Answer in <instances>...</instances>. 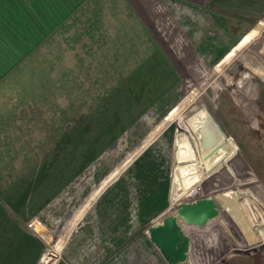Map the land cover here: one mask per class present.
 I'll list each match as a JSON object with an SVG mask.
<instances>
[{
    "label": "rangeland",
    "instance_id": "obj_1",
    "mask_svg": "<svg viewBox=\"0 0 264 264\" xmlns=\"http://www.w3.org/2000/svg\"><path fill=\"white\" fill-rule=\"evenodd\" d=\"M84 20L87 22L82 29L78 24L70 25L73 21L60 27L0 82V264H61L64 237L74 229L96 192L108 185L128 160L129 164L108 187L116 184L128 187V195L136 202L143 197L138 188H145L147 193L151 191V215L144 226L148 236L151 225L169 213H176L180 205L194 199L213 198L217 208L215 216L202 227L179 218L184 230L190 235L204 232L216 252L214 264H264L259 255L264 253V77L260 75L264 72V62L243 65L240 60L249 61L250 53L255 52L252 49L231 62L251 34L231 49L227 60L214 66L198 63L185 67L176 66L167 58L153 33L149 41L142 34H135L137 37L130 43L118 36L113 43L115 48L95 49L94 42L87 40V31L93 29V18ZM107 22L108 19L102 20L100 25L106 26ZM122 28L127 29L124 25ZM167 45L174 50L180 46L174 37ZM182 50L188 58L190 52ZM168 52L175 59L176 50L168 49ZM122 65L130 72L122 71ZM254 67L260 71L257 80H252L249 87L240 86L236 73L253 72ZM118 75L131 80L124 96L110 98L114 100L113 109L123 111L124 116L115 114L118 116L105 121L106 139L102 144L105 148L96 157L86 158L95 151V141L86 146L90 151L85 152L84 127L69 133V142L61 141L59 148L65 153L52 154L47 144L49 136L53 139L51 120L55 112L49 111V107L42 116L44 119L46 116L45 120L34 123L32 129L30 126L23 129L25 122L19 116L21 104L15 106L18 102L31 99L47 106L53 96L58 103L55 110L59 111L66 101L61 96L73 93L64 81L71 85L74 76L83 79L94 76L101 85L98 90L107 95L113 92V80L120 79ZM150 78L154 79L155 90L146 87ZM134 80H139L137 87L132 83ZM166 82H169L168 88L163 85L165 91L153 101L159 85ZM82 89L88 90L85 83ZM225 93L231 101L224 98ZM199 95L203 100L217 95L213 102L215 108H210L214 116L206 107L189 110ZM121 107L124 109L119 110ZM12 123L23 126L18 128L19 132L14 130L15 137L8 133ZM177 144L183 150L187 146L193 149L188 155L183 153L182 163L188 164H182V169L188 167L193 175L197 174L196 179L184 180L188 185L186 190L172 189ZM41 146L45 147L43 154ZM78 166L82 173L71 183L80 199L85 195L84 201L76 205L82 202L66 226L67 218L63 220L62 227H65L52 242V233L58 236L62 228L59 232L50 230L43 213L48 201L43 202L54 197L52 184L62 180L56 174ZM68 185L57 194L64 195ZM132 206L136 205L132 203ZM34 211L30 219L40 218L47 226L41 234L27 225L28 216ZM19 218H23L25 228L38 238L25 235ZM148 255L151 258L148 264H165L157 261V256L153 259L152 253Z\"/></svg>",
    "mask_w": 264,
    "mask_h": 264
},
{
    "label": "crops",
    "instance_id": "obj_2",
    "mask_svg": "<svg viewBox=\"0 0 264 264\" xmlns=\"http://www.w3.org/2000/svg\"><path fill=\"white\" fill-rule=\"evenodd\" d=\"M82 10L83 13L77 14ZM86 17L93 18V29L91 33L87 31V40L94 42L95 49L115 48L113 43L118 36L130 43L137 37L135 34L146 35L151 40L153 33L161 48L176 50L175 59L170 57L176 66L198 63L213 66L222 57L219 62L227 60L231 49L251 34L231 62L251 49L255 51L250 53L251 61L241 59L243 65L264 62L261 59V55L264 57V0H0V82L60 27L73 21L70 25L78 24L82 29ZM107 19L108 25L102 27L101 21ZM157 23L159 26L155 27ZM173 37L180 44L175 50L167 47ZM182 49L190 52L188 58ZM257 69L236 73L235 79L239 82L236 84L252 85L260 73ZM260 75L264 77V72ZM192 150L189 146L183 150L177 144L173 190H186L188 185L184 180L197 178L188 167L182 169V164H188L182 163L184 151L188 155ZM128 164L129 160L124 162L111 182ZM108 185L96 192L74 229L64 237L61 264H134L137 261L146 264L151 259L150 253L153 259L157 256V261L166 264L144 231L151 215V191L147 193L145 188H138L143 197L136 202L128 195V187L116 184L109 188ZM74 186L69 184L64 195H55L45 205L43 213L50 230L59 232L84 201L85 195L80 199ZM140 237L143 239L139 240Z\"/></svg>",
    "mask_w": 264,
    "mask_h": 264
},
{
    "label": "trees",
    "instance_id": "obj_3",
    "mask_svg": "<svg viewBox=\"0 0 264 264\" xmlns=\"http://www.w3.org/2000/svg\"><path fill=\"white\" fill-rule=\"evenodd\" d=\"M159 48L161 49V51L165 52L167 58L170 59V57H172L170 55V53L168 52V50L166 51V49H164V48H161V47H159ZM18 66H20V65H18ZM124 66L125 65H122L123 68H124ZM121 70L124 72L125 71L130 72V70H127L125 68L121 69ZM134 75H136V72L134 73ZM118 78H120V79H117L115 81L113 80V84L115 85L113 92L111 91L107 95L98 90V88L101 85L98 84L99 81L97 82V80H99V79L94 77V76H92V77L88 76L87 78H84V79L74 76V80H72L73 84H71V85H69L67 81H64V82H66L65 86L71 88L73 93L72 94L66 93V94H63L61 96V98L63 100H66V101L64 102L65 106L62 108V110H59V111H57V109L55 110V107L58 106V103L56 101H54L53 96L50 97V100L53 99L52 100L53 102L51 101L50 105L48 104L47 106L43 105L40 102H37L35 100H31V99L27 100V102H25L24 100H22L20 102L17 101L18 103L15 106H17L18 104H21L20 105L21 110H20L19 116H20L21 121L25 122V125L23 127V126L14 125L12 123L13 126L8 130L9 135L12 137H15V135H13L14 130L17 129L19 132L18 128L23 127V129H24V128H28L29 126H30L29 128L32 129L34 127V123H37L40 120H42V121L45 120L46 116H45V119L42 116L45 114L44 113L45 109L46 108L48 109V107H49V108H51L50 110L48 109L49 111H53V113L55 112L54 115L52 114L53 119L51 120L53 122V129H54L53 134H52L53 139L51 138V136H49L50 143L47 144L50 146V150H51L52 154L53 153H61V154L65 153L64 150L59 148L62 144L61 141L69 142V138H70L69 133L72 134L75 131V128L81 129L84 127L86 129L85 135H84V137H85V144H84L85 145V152L90 151L89 147H86V146H88L91 141H95V151L92 154L88 153L86 158L91 159L93 157H96L105 148V145H102L106 139V135L104 134L105 133V124H104L105 121L107 119H112L114 117H117L118 115L124 116V113H122L123 111H117V110L113 109L112 105L114 103V100L111 101L112 99H110V98L114 97V99H117L120 94H122L124 96V94L126 93V92H124V90L128 85H130L131 80L125 79L124 75H120V77L118 75ZM150 79H149V83H148V85H146V87L151 88L152 90H155L156 88H154V79H152V78H150ZM218 79L222 80V77L219 76ZM138 81L139 80H134L132 82L134 87L138 86ZM84 83H85L86 89H88L87 91H83V89H82ZM163 85H166L165 89H167L169 82L162 83L161 85H159L162 88H160V87L157 88V90H156L157 95L154 96L153 101H155V99L158 100L161 97L162 91L163 92L165 91V89H163ZM79 91H81V92H79ZM112 93H113V95H112ZM204 93H205V91H204ZM225 97L228 99V101H231V97L227 93H225L224 98ZM215 98H218L217 95ZM215 98L213 97V99H211L209 97L208 99H205L207 104L209 105V107L211 109L215 108V105H214V103L216 101ZM221 100L223 102V99H221ZM23 102H25V103H23ZM83 105H87V107H85ZM44 106H45V108H40V107H44ZM123 109L124 108L121 107L119 110H123ZM17 111H18V107H17ZM115 114H118V115L116 116ZM49 121H50V116H49ZM59 122L61 125L57 124ZM55 124H57V125L55 126ZM19 138H21V137H19ZM67 146H70V144L68 143ZM41 149H43L42 153H41V154H43L45 152V147L41 146ZM41 149H39V152H41ZM37 168L39 169V167H37ZM77 168H75L74 170H63V171H60L59 173L56 174L57 178L59 179V177H60V178H62V180L59 182H54L52 184L54 187V189L51 191L53 196H55L60 191V189L66 187L68 184H70L71 181L78 174L82 173L81 172L82 170H80L81 168H79V166ZM75 170H77V171H75ZM47 201H49V199L45 200L43 203H47ZM38 211H39V209H38ZM34 214H35V211L33 213H31L28 216V218L30 219V217H32ZM19 219H20L19 224H20V226L23 227V232L25 233V235L27 237L33 238V239L35 237L38 238V236L35 235L36 233L34 234L32 231L25 228L26 226L23 223V218H19ZM56 237H57V234L52 233V242L55 240ZM259 255H260V258H261L262 263H263L264 262V253L261 252V253H259Z\"/></svg>",
    "mask_w": 264,
    "mask_h": 264
},
{
    "label": "water",
    "instance_id": "obj_4",
    "mask_svg": "<svg viewBox=\"0 0 264 264\" xmlns=\"http://www.w3.org/2000/svg\"><path fill=\"white\" fill-rule=\"evenodd\" d=\"M202 107H206L214 116L213 111L200 95L192 102L189 110ZM216 210L213 198L190 200L180 205L176 213L165 215L162 221L148 228L151 241L156 245L167 264H214L216 252L208 243L204 232L200 230L195 235H190L184 230L178 219L184 218L186 221L202 227L209 218L215 216ZM64 227L55 240L59 238Z\"/></svg>",
    "mask_w": 264,
    "mask_h": 264
},
{
    "label": "built area",
    "instance_id": "obj_5",
    "mask_svg": "<svg viewBox=\"0 0 264 264\" xmlns=\"http://www.w3.org/2000/svg\"><path fill=\"white\" fill-rule=\"evenodd\" d=\"M28 227H30L35 232H39L45 230L46 226L42 219L40 218H32L27 223ZM41 234V233H40Z\"/></svg>",
    "mask_w": 264,
    "mask_h": 264
}]
</instances>
